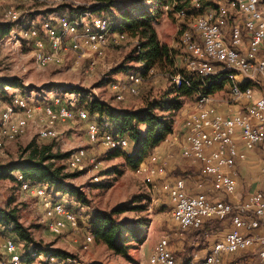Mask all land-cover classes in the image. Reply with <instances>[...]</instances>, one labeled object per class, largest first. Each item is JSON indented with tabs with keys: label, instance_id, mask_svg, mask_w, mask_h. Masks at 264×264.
I'll list each match as a JSON object with an SVG mask.
<instances>
[{
	"label": "rangeland",
	"instance_id": "1",
	"mask_svg": "<svg viewBox=\"0 0 264 264\" xmlns=\"http://www.w3.org/2000/svg\"><path fill=\"white\" fill-rule=\"evenodd\" d=\"M168 1L171 0H25L24 5L23 0L20 1L21 4L15 2V8H19V13H26L19 15L18 19L8 18L5 15L6 7L1 5L0 29L3 26L9 27V32L0 33L3 36V41L0 40V81H13V84L5 83L0 86V97L15 93L40 102L47 99L52 100L54 97H60L66 102L69 99L78 102L98 100L115 109L118 107L140 109L153 101L161 103L162 100L175 99L176 88L173 78L176 73L187 71L183 61L184 51L179 39L182 32L192 29L193 21L190 15L182 18L173 12L174 9L170 10L171 5L166 10ZM208 1L211 2L210 5H213L216 0ZM98 2L101 3L100 6L93 7ZM91 7H93L94 16L114 18L115 28L127 35L124 39L112 41L114 43L106 47L103 57H98L93 52L90 54L91 51H87L81 57L71 52H59V55H56L51 62L39 66L35 62L34 48L31 43L24 39L13 38L14 31L19 24L17 21L22 22L28 19L27 26L31 22L41 25L46 19L60 18L64 15L71 20H77ZM126 8L134 16L141 15L142 17L144 13L151 16L150 21L157 39L161 44L168 45L173 57L172 63L170 61L166 63L167 65H155L145 72L139 94L136 96L128 93L125 83L129 74L143 67L141 64L143 60L139 59V56L144 51L143 44L147 41L148 33L144 32L141 27L132 30L117 28L118 21L121 19L120 11ZM114 81L120 82V90L125 94V99L122 101L116 99L115 91L111 88ZM165 97L169 100H164ZM196 97L197 94L181 96L178 99L179 108L170 110L168 104L164 103L159 104L156 111L161 115H166L167 119L172 122V127L177 128L193 112V102ZM215 97L218 101L214 104L224 103V99L229 97L226 96L224 85L221 90L215 92ZM89 114L87 120L67 121L59 125L60 137L54 141L41 142L37 139L36 134L40 129L38 122L28 126V130L5 147L0 155V164L28 157L34 147L42 145H50L53 154H68L62 159H55V163L63 166L65 173L77 174L68 181L84 191L89 204H80L69 195L48 188L50 193L57 197L63 195L62 199L84 223L88 215L95 210L109 211L115 207H127L118 216L119 219H141L143 221L141 241L131 242L128 257L116 254L105 244L96 241H93L90 247H83V229L82 233L67 232L62 235L50 233L42 221L44 206L36 197L20 190L19 183L13 178L0 173L1 207L15 208L20 222L25 227L31 228L36 241H40L43 245L53 243V248L60 249L65 256L60 257L61 264H151L149 259L156 244L163 242L164 239L167 240L172 254L176 257V263L189 264L193 256L204 248L201 242L205 241L203 238L205 234L202 232L206 231L207 227L205 226L201 231L182 233L174 223L169 193L165 185L171 183L176 177L160 179L157 176V178L154 174L156 170L150 168L151 161L149 166H143L146 171L139 174L126 165L123 155L114 154V150L97 144L91 146L86 131L87 121H101L108 117L99 116L98 113L89 112ZM113 125L111 128L114 130ZM78 147H85L88 153L95 157V162H100L99 167L93 168V164L87 163L77 169H71L68 158L71 152ZM125 151L128 150H118V152ZM156 156L159 155L156 153ZM174 173L182 175L179 166ZM96 176H99L98 180H94ZM146 178H151V181ZM218 225H215L216 229L219 228ZM13 227L12 223L0 224V257L2 244L7 237L17 240L25 253V242L18 237ZM198 235L203 240L200 242L201 245L195 246L191 241ZM32 264L40 263L33 262Z\"/></svg>",
	"mask_w": 264,
	"mask_h": 264
},
{
	"label": "built area",
	"instance_id": "2",
	"mask_svg": "<svg viewBox=\"0 0 264 264\" xmlns=\"http://www.w3.org/2000/svg\"><path fill=\"white\" fill-rule=\"evenodd\" d=\"M172 1L177 0L168 1L166 10ZM214 3L207 6L208 19L204 26H191L189 35L180 38V45L186 46L184 66H192L195 80L201 82L202 88L217 70L237 67L241 71L242 88H230L226 84L229 103L224 104V111L218 108V104H210V96L198 91L193 102L194 113L184 123L182 157L201 166L204 179L200 186H207V189L191 193L186 180L178 177L165 187L169 193L173 221L182 233L200 230L208 220L229 221L225 236L216 240L209 249L208 252H213V259L208 263L264 264V189L249 193L240 202L230 199L238 192L239 162L247 158V151L260 149L264 153V0H216ZM195 4L204 5L200 0H195ZM230 5H238V13H231ZM214 7L222 10L218 24L209 23V13ZM13 12L14 17L26 14L19 13V8H13ZM84 16L81 27L84 26ZM32 31L31 45L34 50L43 52V59L37 60V65L41 66L45 59H50V55H59L58 41L52 37V28ZM72 31L73 38L69 40L68 47H76V41H84L91 43V51L99 52V40H105V36H78ZM253 81H262V91L248 89V82ZM191 83L187 82V87ZM7 106L13 108V116H19L20 121L26 116H37V108H45L49 112L62 111L66 118L68 112H78V116L85 120L89 113L62 107V99L58 107L31 105V102L30 106L12 105V102ZM195 106L208 108V115L195 113ZM87 124L89 129L97 127L92 120ZM11 128L17 127L9 123V128L1 131L10 133ZM165 140L169 141L168 136ZM123 147L130 149L131 142L126 141ZM169 160L166 156L164 163H156V152H153L144 161H151L156 175H164L170 166ZM140 170L144 173L143 165ZM48 198L45 197V203H48ZM58 212L64 221L73 219L81 225L80 217L65 214L59 206ZM46 229L54 230L50 226ZM4 242L10 245L8 237ZM160 245H166V256L150 258L149 262L170 264L169 251L172 250L167 240L164 239Z\"/></svg>",
	"mask_w": 264,
	"mask_h": 264
},
{
	"label": "bare ground",
	"instance_id": "3",
	"mask_svg": "<svg viewBox=\"0 0 264 264\" xmlns=\"http://www.w3.org/2000/svg\"><path fill=\"white\" fill-rule=\"evenodd\" d=\"M20 1L23 0H0V6L4 5L6 7L5 15L8 18L18 19L21 16L20 14V16L18 15L19 17H14L13 12V8H15V2H19V4H21ZM193 1V4L189 8L181 10L184 11L185 14L181 15V11L175 13H177L182 18L188 17L190 15L193 21L192 26L202 27L205 24V20L208 19V10L207 8H202L200 4H195V0ZM100 4V2L95 3L93 7L98 8ZM93 7L87 9L82 13L83 15H85L83 27H81L83 15H81L77 20H71L65 15L61 16L60 18L46 19L41 23L40 27H37L35 22H31L30 25L27 26L26 21H22L18 24V28L14 31L13 38L17 40L24 39L25 41L30 43L33 38L32 30L52 28V37L56 38V40L58 41L59 52H71L78 57H81L84 56L87 51H91V43L76 41V47H68L69 40L73 38L72 30H74V35L78 36H91L93 34H99V36H105V40H99V52L91 51L90 54H92L93 52L96 53L98 57H103L105 55L106 47L111 44L107 43V41H117L118 39H124L127 35L124 32L115 29L116 21L114 19L107 16H94V12H92ZM170 7L171 10L172 5ZM230 12L238 13V5H230ZM221 17V7H214V9H212L209 13V23L218 24V21ZM97 19L98 21L96 22ZM188 35L189 31L185 30L181 33L180 38L181 36ZM0 40L3 41L1 35ZM182 47L184 51V61L186 58V46ZM34 56L36 63L37 60H42V50H34ZM55 56L56 55H50V59H45L43 61V65L51 62L55 58ZM141 64L143 65V67L141 69H136L133 73L129 74L128 79L125 83L128 93L132 96H136L139 94L140 87L143 83V75L149 68H151L147 67L143 62H141ZM185 68L187 70L186 72H178L173 78L174 85L177 87H180L181 85H187V82L195 80V73L192 72V66H185ZM226 84L229 85L230 88H242L241 71H239L237 67H224L222 69H219L210 76V80L206 81L204 86L209 85L211 87H215V90L213 92L204 93V96H210V104H214L216 101H218L215 97V92L217 90H221V87L223 85L224 89L226 90ZM111 88L115 91L114 93L117 100L122 101L125 99V94L120 90L121 87L119 81L112 82ZM248 89H253V91H262V81L248 82ZM11 102L12 105L23 104V106H30L31 102V105H46V107H58L61 103V98L54 97L52 100L47 99L40 102L15 93L7 97H0V151H4L5 147L13 141V136L14 139L21 136L26 130L29 129L30 125L36 124L37 122V125L40 126V129L38 130L36 135L37 139L40 141H46L50 139H59V125H62L67 121L85 120V118L78 116V112H68V116L66 118L64 117V113L62 111L49 112L45 110V108H37V116H26L20 121L19 116H13V108L7 106V103ZM77 103V100L69 99L66 102L62 99V107H68L70 111H88L86 108L78 106ZM227 103H229V97L227 99H224V104ZM192 113H194V108ZM195 113H199V115H208V108L195 106ZM89 115L90 114L88 113V117ZM41 119L44 122H42ZM9 123H12V126L17 128H11L10 133H8V131H1L8 129ZM92 124L97 127H94V129H89V124H86L87 137L89 143H91V146L97 144L109 150H129L123 147L124 144H126V141L130 142L129 138L127 136L116 134L111 128L112 124L107 119H103L101 121L92 120ZM47 129L49 130L47 131ZM107 137H111L109 138V142L107 141ZM2 153L3 152H0V155ZM157 154L160 158V153ZM158 157L156 156V162L158 161ZM68 163L71 169H77L86 165L87 163L93 164V168H98L100 165V162H95V157L91 156L85 147H78L74 151H72L68 158ZM149 163L150 161L143 162L134 171L139 174H143L140 168L142 167V165L146 167L149 166ZM143 171H146V168L143 167ZM98 178L99 176H96L94 177V180H98ZM16 179L20 185V190L28 195L33 196L34 198L36 197L39 203L44 206L42 221L46 228L50 226V228L54 229L48 230L50 233L55 235H62L67 232L82 233L83 229V247H88L91 243H93L94 237L92 233L87 230V228H84L82 225H78V223L76 221H73V219H65L64 221V219L61 218V215H59L58 206L62 211H64L65 214H73L74 216L79 217L76 212L72 208H70V206L66 204V202L62 199L63 197L61 196L63 195H58V197L52 196L47 185L43 183L25 181L20 173L16 174ZM146 180L151 181L149 178H146ZM45 197H49L48 203L44 202ZM8 238L10 239V245H7L5 242H3L0 257V261H3V263L0 264H28V255H24L25 253L22 251L19 242L14 238ZM160 243L162 242L156 244L150 258H156L157 256H166V245H160ZM15 251L16 253H18L17 255H15ZM30 258H33L35 262L40 264L42 262L47 264H61L60 257L52 254V252L44 253L39 251H32L29 259ZM211 259H213V252H207V254L203 256L199 261L191 262L190 264H211L208 263L211 261ZM176 262V257L172 254L171 251H169V263L177 264ZM150 263L157 264V261H150Z\"/></svg>",
	"mask_w": 264,
	"mask_h": 264
},
{
	"label": "trees",
	"instance_id": "4",
	"mask_svg": "<svg viewBox=\"0 0 264 264\" xmlns=\"http://www.w3.org/2000/svg\"><path fill=\"white\" fill-rule=\"evenodd\" d=\"M193 0H177L172 1L173 12L187 9L191 6ZM204 5L200 4L202 8H207L210 5L208 0H200ZM139 11V9L137 10ZM142 12H144L141 9ZM121 19L118 21V27L121 29H135L141 27L144 32L148 33L147 41L143 44L144 51L139 56V59L147 67L155 65H165L172 63V50L166 44H161L155 35V31L151 24V16L147 13L140 16H134L128 9L120 11ZM116 18V17H115ZM114 19V18H112ZM117 19V18H116ZM115 20V19H114ZM26 22L28 21L25 20ZM20 23L21 21H17ZM37 27L40 25L37 24ZM116 27V25H115ZM116 29V28H115ZM121 31L119 29H116ZM8 33L9 27H2L0 33ZM167 65V64H166ZM175 72V71H172ZM191 86L181 85L175 86V99L169 100L165 97L161 103L153 101L146 107L140 109H127V108H112L107 103L93 100L91 102L79 101L78 106L86 108L90 113H98L99 116L106 115L108 121L114 124V132L121 136H127L131 142V147L128 151L118 152L114 150V154L123 155L126 165L135 170L153 149L157 147L166 137L173 132L172 122L169 121L166 115H161L156 111L159 104L167 103L168 108H179L181 96H192L197 94L198 91L203 93H211L215 87L204 86L200 87L199 80L191 81ZM5 83L13 84V81H0V86ZM172 104V105H171ZM168 109V110H169ZM52 140V139H50ZM48 141V140H46ZM54 141V139L52 140ZM44 142V141H41ZM31 146V145H30ZM68 154H53L50 145L36 146L31 151L30 155L21 158L19 161L8 162L0 164V173L8 178H13L15 181L16 174L20 173L25 181L43 183L55 192L64 193L69 195L78 203L89 204L86 194L82 189L70 183L69 178L77 176L75 173H65L64 167L56 165L55 159H62ZM179 173V171H178ZM127 207H115L109 211L95 210L90 214L86 222H81L94 237V241L105 244L108 249L114 253L128 257L131 242L141 241V231L143 228V221L141 219H119V215L123 213ZM14 225L13 230L18 237L25 243V256H27L28 264L35 262L30 258L32 251H39L44 253H51L58 257H65L60 249L53 248V243L43 245L40 241H36L33 237L30 227H25L19 220L17 210L2 208L0 205V224ZM27 252V253H26ZM66 259V258H65ZM30 262V263H29ZM41 264H47L42 262ZM69 264V263H67Z\"/></svg>",
	"mask_w": 264,
	"mask_h": 264
},
{
	"label": "crops",
	"instance_id": "5",
	"mask_svg": "<svg viewBox=\"0 0 264 264\" xmlns=\"http://www.w3.org/2000/svg\"><path fill=\"white\" fill-rule=\"evenodd\" d=\"M217 106L220 110L224 111V103H219ZM184 123L182 122L181 124H179L177 128L176 126H174L173 132L168 135L169 141L164 140L157 147L153 149L152 153L153 152L160 153V158L159 161L157 162L164 163L166 161V156H168V159H170L169 160L170 166L168 167L166 174L156 175V177L159 176L160 179L166 177H169L170 179H173V177L183 178L186 180L188 191L191 193H197L199 191H202L203 189L206 190L207 186H200V183L204 179L201 166L197 163L195 164L186 161L182 157L181 148L184 137L183 133L185 132V128H183ZM176 164L177 166L180 167V173L182 175H177L176 173H174V171L177 169ZM263 165H264V153L260 149L247 151V158L239 162V167H238L239 188H238V192L230 197V199L233 202L243 201L246 199L249 193L255 192L260 189H264ZM150 168L154 169L152 165L150 166ZM89 217L90 215H88L87 219ZM216 224H219L218 225L219 228L217 229L215 226ZM229 225H230L229 221L208 220L205 221L202 229L190 230V231H201L205 228V226L207 227L206 231L202 232L203 234H205L203 236L205 241L201 242V240L203 239L199 238L200 235L192 238L191 242L193 245L199 246L202 243L204 245V248H202L200 252H198V254H195L196 256L194 255L195 258L193 256V260H191V262H197L203 256H205L209 251V249L216 242V240L223 238L225 236V233Z\"/></svg>",
	"mask_w": 264,
	"mask_h": 264
}]
</instances>
